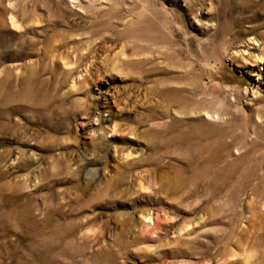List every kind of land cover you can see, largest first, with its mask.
I'll use <instances>...</instances> for the list:
<instances>
[{
	"label": "rangeland",
	"instance_id": "374dc122",
	"mask_svg": "<svg viewBox=\"0 0 264 264\" xmlns=\"http://www.w3.org/2000/svg\"><path fill=\"white\" fill-rule=\"evenodd\" d=\"M0 264H264V0H0Z\"/></svg>",
	"mask_w": 264,
	"mask_h": 264
},
{
	"label": "bare ground",
	"instance_id": "6f19581e",
	"mask_svg": "<svg viewBox=\"0 0 264 264\" xmlns=\"http://www.w3.org/2000/svg\"><path fill=\"white\" fill-rule=\"evenodd\" d=\"M149 217V216H148ZM150 219V218H149Z\"/></svg>",
	"mask_w": 264,
	"mask_h": 264
}]
</instances>
